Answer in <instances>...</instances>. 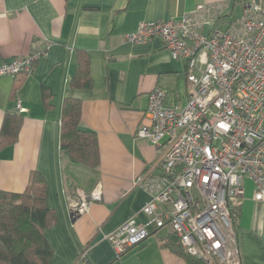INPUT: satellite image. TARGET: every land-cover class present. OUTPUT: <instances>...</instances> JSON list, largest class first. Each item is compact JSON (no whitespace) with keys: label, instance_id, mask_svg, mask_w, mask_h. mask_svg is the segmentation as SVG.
I'll use <instances>...</instances> for the list:
<instances>
[{"label":"crops","instance_id":"obj_1","mask_svg":"<svg viewBox=\"0 0 264 264\" xmlns=\"http://www.w3.org/2000/svg\"><path fill=\"white\" fill-rule=\"evenodd\" d=\"M245 1L0 0V64L27 56L36 40L49 44L31 73L0 79V130L5 114L21 118L16 142L0 150V191L23 192L33 171L44 177L46 203L55 212V223L45 232L52 250L48 264H76L82 252L87 264H185L164 247L168 229L155 231L119 258L104 239L132 217L146 220L140 211L149 194L134 180L146 172L157 174L165 152L136 137L148 94L160 87L167 104L179 106L187 96L184 62L171 60L158 39L132 44L125 36L143 22L180 20L200 3L225 4L224 24L240 15ZM77 50L89 59L88 89L69 87ZM66 98L81 104L80 130L96 136L98 165L93 170L70 163L59 152ZM97 187L100 200L72 218L78 192L88 195ZM253 195L247 180L236 209L241 264H264V207Z\"/></svg>","mask_w":264,"mask_h":264},{"label":"built area","instance_id":"obj_2","mask_svg":"<svg viewBox=\"0 0 264 264\" xmlns=\"http://www.w3.org/2000/svg\"><path fill=\"white\" fill-rule=\"evenodd\" d=\"M227 6L200 3L180 20L143 22L125 36L132 44L158 39L173 61L185 64L184 106L168 105L155 87L136 137L164 148L157 174L134 180L150 200L140 213L104 239L116 258L168 229L184 254L204 264H241L236 209L245 181L264 207V6L247 0L240 15L221 23ZM49 44L33 42L27 56L0 64V79L32 72ZM18 113L23 112L19 104ZM99 188L78 192L71 216L84 215L100 200ZM82 252L76 264H83Z\"/></svg>","mask_w":264,"mask_h":264},{"label":"trees","instance_id":"obj_3","mask_svg":"<svg viewBox=\"0 0 264 264\" xmlns=\"http://www.w3.org/2000/svg\"><path fill=\"white\" fill-rule=\"evenodd\" d=\"M75 71L69 80L70 88H90L89 59L80 50L75 51ZM46 99V91H42ZM81 104L66 98L60 110L59 152L70 163L93 170L98 165V144L94 133L79 128ZM21 118L5 114L0 130V150L17 140ZM47 184L37 171L30 173L29 182L21 193L0 191V264H48L52 250L45 232L55 223V212L46 203ZM164 247L181 257L185 264H204L183 253L170 233ZM83 264H87L84 260Z\"/></svg>","mask_w":264,"mask_h":264},{"label":"rangeland","instance_id":"obj_4","mask_svg":"<svg viewBox=\"0 0 264 264\" xmlns=\"http://www.w3.org/2000/svg\"><path fill=\"white\" fill-rule=\"evenodd\" d=\"M237 13H238V9H236L234 17H236L238 15Z\"/></svg>","mask_w":264,"mask_h":264},{"label":"bare ground","instance_id":"obj_5","mask_svg":"<svg viewBox=\"0 0 264 264\" xmlns=\"http://www.w3.org/2000/svg\"><path fill=\"white\" fill-rule=\"evenodd\" d=\"M22 115V114H21Z\"/></svg>","mask_w":264,"mask_h":264}]
</instances>
